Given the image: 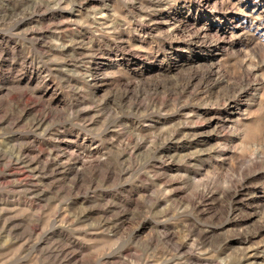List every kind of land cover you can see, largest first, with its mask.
Returning <instances> with one entry per match:
<instances>
[{"label": "rangeland", "instance_id": "obj_1", "mask_svg": "<svg viewBox=\"0 0 264 264\" xmlns=\"http://www.w3.org/2000/svg\"><path fill=\"white\" fill-rule=\"evenodd\" d=\"M0 264H264V0H0Z\"/></svg>", "mask_w": 264, "mask_h": 264}, {"label": "bare ground", "instance_id": "obj_2", "mask_svg": "<svg viewBox=\"0 0 264 264\" xmlns=\"http://www.w3.org/2000/svg\"><path fill=\"white\" fill-rule=\"evenodd\" d=\"M261 17V16H260Z\"/></svg>", "mask_w": 264, "mask_h": 264}]
</instances>
